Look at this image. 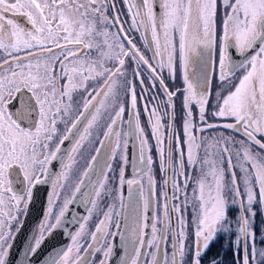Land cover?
Returning a JSON list of instances; mask_svg holds the SVG:
<instances>
[{
	"label": "flooded vegetation",
	"instance_id": "obj_1",
	"mask_svg": "<svg viewBox=\"0 0 264 264\" xmlns=\"http://www.w3.org/2000/svg\"><path fill=\"white\" fill-rule=\"evenodd\" d=\"M130 1L141 33L135 40L131 31L125 34L119 25L117 0H0V243L6 241L0 248V263L22 225L33 188L45 187L32 249L64 211L67 226L80 218L68 245L76 234L80 241L73 249L67 245L54 264H197L198 258L214 251L211 232L197 229L196 192L221 180L220 184L240 194V169L235 164L240 154L244 157V140L249 138L258 152L264 146L253 129L262 97L252 77L254 91L244 93L240 116L235 118L231 114L239 111H230L226 94L215 91V81L224 86L240 67L227 71V44H235L229 30L221 28L209 39L211 52L214 43L218 54L220 46L225 51L226 63L216 80L211 70L203 91L198 86L183 93L181 89L191 81L182 78L183 85L170 93L158 71L150 68L166 57L154 45L147 16L150 0ZM157 2L155 19L162 0ZM117 34L128 47V41L134 47L135 41L143 40L148 53L144 58L135 49L145 63L135 56L141 71L135 79L131 73L121 79L119 102L122 64L115 51ZM102 35L103 50L109 53L106 58L100 55ZM250 44L235 50L243 51ZM128 62L130 66L131 59ZM150 95L159 96L156 109L145 102H150ZM188 96L198 100L193 107L185 106ZM105 107L109 113L102 118L100 110ZM215 128L234 132L233 140L222 138L223 149H214L212 134L200 136L201 131ZM81 140L87 144L70 163L71 149ZM56 187L63 190L62 198L56 196ZM54 200L62 205L57 215L50 209ZM243 205L238 216L244 244ZM203 206L198 205L199 212L206 213ZM46 220L47 229L40 236ZM67 233L64 227L63 234Z\"/></svg>",
	"mask_w": 264,
	"mask_h": 264
},
{
	"label": "rangeland",
	"instance_id": "obj_2",
	"mask_svg": "<svg viewBox=\"0 0 264 264\" xmlns=\"http://www.w3.org/2000/svg\"><path fill=\"white\" fill-rule=\"evenodd\" d=\"M117 1V18L123 33L127 34L128 31H131L134 40L138 39L141 33L133 14L131 1ZM149 4L147 16L153 33L154 45L166 55L164 61H160L157 66L150 64V68L151 71H158L159 74L157 75H159V78H161L170 93L183 85L179 81L180 79L188 77L191 83L188 84L186 89L181 87L183 93H189L191 88L198 86L203 91L207 75H211V72L214 71V79L217 71L221 72L222 67L226 63L223 59L224 47L220 46V54H218L219 46L214 43L211 52L209 41L211 37H215L217 30V32H220L221 29H227V32L229 30V33L233 35L232 40L235 47L239 50L253 41V37L258 31L260 32L258 24L264 18V0H162L160 15L156 19L152 11V0H150ZM122 24L125 28L122 27ZM102 38L100 55H102V58H106L109 53L103 50L105 37L102 35ZM115 45L117 62L122 64L118 72V92L116 94L119 102L121 88L124 85L121 79H125L129 73L135 79L137 73L141 71V64L119 34H117ZM134 47L141 55L145 56L144 58H147L148 53L143 40L135 41ZM210 53H213V55ZM129 59L132 61L130 66ZM226 74L224 71L223 76ZM252 77L256 80V91L262 97V104L257 103V116L253 120V129L258 130L257 135L261 138V143L264 145V111L262 106L264 103V40L252 57L237 69L235 75L227 78L228 81L224 83L226 88L214 79L215 91H223L226 94V101L230 111H239L244 93L253 90ZM136 91L137 88L135 87L134 103ZM157 91L160 94L158 85ZM150 96H152L150 102L147 99H145V102L148 106L152 104L154 109H156L155 105H159L160 101L158 99L159 96ZM189 97H186L185 106L193 107L195 105L194 102L198 100H192ZM165 100V110L168 111L169 103L167 99ZM109 103L107 102V105ZM134 105L136 109V104ZM100 111L103 118L108 115L109 108H101ZM231 115L238 118L240 111L239 114ZM122 124L123 121L121 122ZM136 126V131L141 133L142 128L140 125L136 123ZM153 128L156 132V127L154 126ZM117 134H121V127L118 128ZM211 134L213 137L210 136ZM232 134L234 132L230 130L215 128L211 132L201 131L200 136L202 139L214 138L216 143L214 149H223L222 140L225 136L230 141L233 140ZM216 140L220 141L217 142ZM85 144H87V141L81 140L71 149L70 163L79 149ZM229 149L236 152V149L231 145ZM243 154V158L241 154L240 156L238 155L239 157H237L235 164L237 166L238 162V168L240 169L239 181L242 182V186L239 189L240 194H237L233 187L228 188L220 184L221 180H218L217 185H212L196 192L197 229L199 233L203 232L206 234L208 231L211 232L209 242L213 241L214 245V251L211 255L204 254V257L197 259V264H264V146L258 152L253 142L246 137L243 143ZM81 161L73 171L78 170ZM73 174L75 173H72L71 176ZM215 175L216 172L214 173ZM71 183L73 186L74 182ZM62 191L56 187V196L62 198V194H60ZM189 195L192 196L191 193ZM215 202L218 205L211 210L210 206ZM202 204L207 209L206 213L202 210L199 212L198 205L199 208H202ZM240 204H244L245 209L243 221L245 224L244 244L242 242V223L238 216ZM192 205H195V203ZM61 207V201L56 202L54 200L50 209L53 210L54 215H57ZM193 207L191 208L192 210ZM194 210L196 211V207H194ZM46 222L47 220L44 222V228L41 230L40 236L47 229ZM79 241L80 234H76L70 241L68 249H73ZM5 242L0 243L1 250H3ZM229 245L232 246V249H230L231 247L229 248Z\"/></svg>",
	"mask_w": 264,
	"mask_h": 264
},
{
	"label": "water",
	"instance_id": "obj_3",
	"mask_svg": "<svg viewBox=\"0 0 264 264\" xmlns=\"http://www.w3.org/2000/svg\"><path fill=\"white\" fill-rule=\"evenodd\" d=\"M153 12L157 16L159 12V4L157 0L153 1ZM259 34L253 39L251 45L240 52L235 50L232 43L227 44V71L233 73L239 66H241L247 59H249L259 48L264 40V19H261L259 24ZM119 33H123L118 26ZM129 47L134 52L135 56L142 62L145 61L135 50L133 45L129 43ZM155 79L159 82L163 90L166 91L162 82L154 74ZM167 92V91H166ZM129 135V134H128ZM71 138L63 143L62 147L66 148ZM46 187L43 189L33 188V196L28 202L22 225L13 235L10 243L6 247L0 264H54L59 256L64 252L70 239V233L73 228H76L80 218L75 217L69 226L65 224L67 210L64 211L55 221L52 228L40 239V241L32 249L35 236L37 234V227L41 218L44 193ZM39 191V193H38ZM37 193V196H35ZM64 227L68 228V233L63 234Z\"/></svg>",
	"mask_w": 264,
	"mask_h": 264
}]
</instances>
